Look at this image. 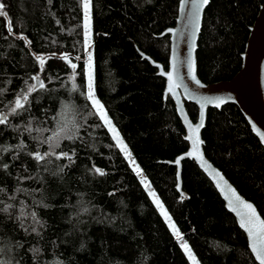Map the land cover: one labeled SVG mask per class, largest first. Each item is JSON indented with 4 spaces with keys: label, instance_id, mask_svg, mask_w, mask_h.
<instances>
[{
    "label": "trees",
    "instance_id": "16d2710c",
    "mask_svg": "<svg viewBox=\"0 0 264 264\" xmlns=\"http://www.w3.org/2000/svg\"><path fill=\"white\" fill-rule=\"evenodd\" d=\"M0 2L8 13V18L0 17V112H7L16 95L26 89L25 81L33 83L32 75L39 74L46 84V90L32 94L28 111L9 116V123L0 125V146L11 149L0 153V200L14 205L12 219L0 213V260L5 264H190L86 99L79 0ZM177 2L93 0L94 93L199 263L257 264L244 234L194 162L182 161L186 197L174 188L175 168L165 163L183 152L187 142L171 99L163 98V79L135 47L167 67L168 37L158 35L173 25ZM260 2L210 0L196 49L197 74L203 82L228 79L239 68V54ZM9 20L14 36L7 32ZM21 34L31 41V51L24 40L15 38ZM33 53L47 58L43 73ZM72 63L77 65L75 73ZM185 107L195 121V105L186 102ZM30 119L33 127L52 129L61 122L79 127L77 138L63 140L56 150L74 151V163L52 157L53 163L47 165L52 169L68 164L61 176L44 171L27 154L48 150L32 138L37 133L23 131ZM201 136L206 157L264 219V147L237 107L209 108ZM21 141L26 146L22 152L12 147ZM29 176L34 179H23ZM21 207L36 212L44 225L37 226L39 235L30 228L26 233L14 219ZM23 223L28 226L32 220ZM32 248L40 249L39 254L34 256Z\"/></svg>",
    "mask_w": 264,
    "mask_h": 264
},
{
    "label": "water",
    "instance_id": "95a60500",
    "mask_svg": "<svg viewBox=\"0 0 264 264\" xmlns=\"http://www.w3.org/2000/svg\"><path fill=\"white\" fill-rule=\"evenodd\" d=\"M205 8L200 13L199 31H195L194 20L189 17V11H194L191 9L190 0H185L183 6L182 0H178L173 25L164 28L158 35V37H168L169 47L166 68L137 47H135V49L141 59L146 60L150 66L155 68V74L163 79V98L169 97L171 99L175 113L184 131L183 139L187 142V148L183 152L177 154L171 161H165L166 164L175 168V190L181 197H186V193L182 190L181 185L182 161H193L197 168L211 182L223 202L224 208L232 215L237 227L244 234L248 251L255 261V257L249 247V237L244 229L240 227L241 218L244 217L249 210L234 200L232 204L234 210H229V200L226 198H230L231 193L227 190L228 187L234 189L242 200L251 203L258 214L259 212L254 203L244 198L222 171L206 157L203 150L204 141L201 133L206 123L207 110L209 108L220 109L224 105L232 104L237 107L248 124L251 133L257 138L260 145L264 147V143L259 139V134L264 133V0H261L258 4L254 18L248 26L243 49L239 54V68L230 78L209 83L203 82L198 77L196 63L197 42ZM190 50L195 60L196 78L203 87L188 76L186 66H181V60L187 57ZM173 63H176L178 66L176 70L172 68ZM169 71L173 72L174 87L171 92L168 90L169 81L166 75ZM161 73H165V75H161ZM176 84H178L179 87H175ZM217 97L224 100V103L219 107L214 104L205 103V98L215 99ZM186 102L192 103L196 107L197 116L195 121L190 118L187 112L185 107ZM202 104L203 116H201ZM201 120H203V126L199 128L198 133L190 131L188 125L190 124L195 127ZM189 135H191L193 139L198 137L201 141V143L198 144L197 151L194 152L192 157L187 155L189 151L193 150L191 140L186 139ZM181 157H183V159H180ZM198 157H202V160ZM178 159H180L179 164L176 163ZM217 172L219 176L215 175ZM220 177H223V179L221 180ZM218 184L219 187L217 186ZM259 216L261 217L260 214Z\"/></svg>",
    "mask_w": 264,
    "mask_h": 264
},
{
    "label": "snow or ice",
    "instance_id": "6c2138e0",
    "mask_svg": "<svg viewBox=\"0 0 264 264\" xmlns=\"http://www.w3.org/2000/svg\"><path fill=\"white\" fill-rule=\"evenodd\" d=\"M51 0H49V3ZM80 6L84 13L83 18V36H84V48L87 50L90 45L88 43L89 39V33H90V25H91V11L93 7V0H79ZM185 0H182V6L184 4ZM191 2V9L194 11H189V17L193 18L194 20V29L195 31H199V19H200V13L202 10L210 4V0H190ZM6 5L3 2H0V17L8 18V13L5 11ZM7 32L9 36H14L15 33L13 32V25L11 20H9L7 25ZM16 39H22L25 42V46L29 47L31 41H29L24 35H19L15 37ZM52 56H55V53L52 54ZM33 57L35 62L39 66V70L41 73L45 71V64L47 58L33 53ZM61 59L68 60L67 55H62L60 57ZM77 60L80 59L79 56L76 57ZM91 61H92V55L89 53L88 55V63H86L84 68V75L87 80V92H86V99L91 104L92 109L95 110V115L99 117V119L105 124V126H108V130L110 133H113V140L116 141V146L120 148L122 152L127 151V146L123 145L122 140L119 138V133L116 131V128L111 125V121L108 119L107 115L104 113V106L101 104V102L95 98L94 93V84H93V75L90 71L91 69ZM71 68L73 69V73H75V69L77 65L75 63H72ZM181 66L187 67V74L188 76L194 80L198 85H200L199 80L196 78L195 75V60L192 56V51L190 50L187 54V57L181 60ZM177 64L173 63L172 68L173 70L177 69ZM161 75H165V73H161ZM167 78L169 81L168 84V90L169 92L172 91L174 84H173V72L169 71L167 74ZM75 76L73 75L70 77L71 80H74ZM30 79L33 81V83L29 84L27 81H25L26 89L22 92L18 93L16 95V98L12 102L11 106L8 108L7 112H0V125H6L9 123V116H20L22 112L28 111V106L30 104V97H32V94L34 92H38L40 90H46V84L43 79H41V76L39 74L32 75ZM51 82V77H49V83ZM203 87V85H200ZM175 87H179L178 84L175 85ZM77 88V85L75 83L72 84V91H75ZM205 103L214 104L215 106L219 107L221 104L224 103V100L217 97L215 99H207L205 98ZM91 114V113H89ZM201 116H203V104L201 105ZM203 126V120L199 124H197L195 127L192 125H188L190 131L197 132L199 131V128ZM19 128V126H17ZM23 131L27 132L29 135L32 133H37V136H33L32 138L37 141L38 144H46L48 146V150L41 152L39 150H36L35 152H29L27 153L32 157L33 160L36 161L38 165H41L44 168V171L50 172L53 176H61L64 174L65 169L69 167L68 164L65 165H58L55 168H48L47 165H51L53 163L52 157L55 158V160H62L67 159L70 163H74L73 156L75 155L74 151L70 154L67 151H60L57 152L56 150L60 148L61 142L63 140H69L74 141L77 138V133L79 131V127H73L69 126L66 122H61L58 124L56 128L48 129V128H40V127H33V120L30 119L26 125L23 127ZM45 132H50V135H43ZM186 139L191 140L192 142V151H189L187 155L189 157H192L194 152L198 149V144L201 143L199 138L193 139L191 135L187 136ZM259 139L262 143H264V133L259 134ZM123 145V146H122ZM13 148L19 150L20 152L24 151L25 144L23 141H21L19 144L12 146ZM11 149L9 147L0 146V153H5L10 151ZM130 155V153H128ZM202 160V157H198ZM180 159H183L181 157ZM180 159L176 161L177 164L180 163ZM134 163V161H133ZM3 169H8V164L2 165ZM92 171L99 175H104L103 170L99 168H93ZM134 171L137 172V175H140V170L138 168H135ZM216 176H219V173H215ZM23 179H34V177L29 176L25 177ZM222 180L223 177H220ZM141 183L144 184L147 187L146 181L141 180ZM219 187V184L217 185ZM231 193L230 198H226L229 200V210H234L232 207L233 200L238 202V204L242 205L244 208L248 209V213L241 218L240 221V227L244 229V231L247 233L250 244L249 247L251 249V252L253 256L255 257V261L257 264H264V219H262L259 214L257 213L256 209L251 203H248L240 198L239 195L235 192L234 189L231 187H228L227 189ZM3 189L0 188V192H2ZM17 191H20V189H17ZM33 191H39V189H34ZM150 196L155 197L154 192L149 193ZM10 200H15L14 196L9 197ZM153 202L156 204L158 208L162 209V205L159 203L157 199H154ZM41 204H43V201H40ZM21 204H23V201H21ZM0 213L7 214L9 219L13 218V214L11 210L14 208V205L12 203H4V201L0 200ZM44 207H48V205L43 204ZM87 209H85L86 211ZM161 215H163L167 220H170L171 218L167 215L166 212L162 211ZM239 215V213H238ZM31 218L32 224L25 226L23 223L28 218ZM15 220L20 221V227L24 229V231L27 233L29 232V228L31 229V232L39 233L37 232V226L43 227L44 225L42 222L37 218V214L35 211H32L30 213L25 212L24 208L21 207L19 209V214L14 217ZM169 228L173 230V234L177 236L178 239H182L180 237L178 230L175 229L174 224H169ZM18 246L22 247V245ZM180 247L184 250L185 254L188 256L189 260L192 262V264H196V258L194 255H192L191 249L189 248L188 244L186 242H182L180 244ZM3 249H0V252H2ZM30 251L35 255H38L40 252V249L38 248H32ZM0 264H5V261L0 260ZM35 264V262H34ZM57 264H63V262H57Z\"/></svg>",
    "mask_w": 264,
    "mask_h": 264
},
{
    "label": "rangeland",
    "instance_id": "374dc122",
    "mask_svg": "<svg viewBox=\"0 0 264 264\" xmlns=\"http://www.w3.org/2000/svg\"><path fill=\"white\" fill-rule=\"evenodd\" d=\"M83 18H84V13H83V10H82V23H83ZM83 41H84V36H83ZM88 43H89L90 47H89L87 50H85V48L83 49L84 68H85L86 63H88V55H89V53H91V55H92L91 65H92V66H91L90 71H91V73H92V75H93L92 25H90V33H89ZM38 55H39V54H38ZM44 57H45V56H44ZM65 61H68V60H65ZM93 84H94V83H93ZM86 92H87V80H86V77H85V96H86ZM95 98H96V96H95ZM96 99H97V98H96ZM104 113L106 114L105 110H104ZM106 115H107V114H106ZM107 117H108V119L111 121V119L109 118L108 115H107ZM103 124H104V123H103ZM111 125L114 126V124L112 123V121H111ZM104 126H105V124H104ZM105 127H106L107 131L109 132V130H108V126H105ZM114 127H115V126H114ZM115 128H116V127H115ZM116 131H117V129H116ZM117 132H118V131H117ZM118 133H119V132H118ZM109 134H110V136H111V138H112V137H113V133H110V132H109ZM119 138H120V140H122L123 145H126V146H127V144L125 143V141L122 139L120 133H119ZM112 140H113V138H112ZM113 142H114L115 145H116V141L113 140ZM123 145H122V146H123ZM117 148L120 150L119 147H117ZM120 152L122 153L123 157L125 158V160L127 161L128 165H129L130 169L132 170V172L135 174V176H136L137 179L139 180L141 186L143 187V189H144L145 192L147 193L148 197H149L150 200L152 201V203H153L154 207L156 208L157 212L160 214V216H161V218L163 219L164 223L166 224L167 228L169 229V231L171 232V234L174 236L175 240L177 241V243H178V245H179V247H180V244H181L182 242H186V241L183 239V236H182L181 232L178 230V228H177L176 225L174 224L172 218L170 217V215H169L167 209L165 208V206H164V204L162 203L161 199H160L159 196L157 195L156 191L154 190V188L152 187V185L149 183V181H148L146 175L144 174V172L142 171V169L139 167V165H138L137 162L135 161V159H134V157H133V155H132L130 149H129L128 146H127V151H126V152H122L121 150H120ZM128 153H130V155H128ZM133 161H134V163H133ZM135 168H138V169L140 170V175H137V172L134 171ZM142 179L146 181L147 187H146L144 184L141 183V180H142ZM150 192H154V193H155V197L150 196V195H149ZM154 199H157V200L159 201V203L163 206L162 209H161V208H158V207L156 206V204L153 202ZM162 211L166 212L167 215H168L171 219L166 221L165 217H164L163 215H161V212H162ZM170 223L175 225V229L178 230L179 235H180V237H182V239H178L177 236L173 234V230L169 228V224H170ZM188 246H189V245H188ZM180 248H181V247H180ZM189 248H190V246H189ZM190 249H191V248H190ZM181 250H182L183 254L185 255V257L187 258L188 262H189L190 264H192V262L189 260L188 256L185 254L184 250H183L182 248H181ZM191 252H192V255L195 256V254L193 253L192 250H191ZM195 258H196V256H195ZM196 264H200L199 261L197 260V258H196Z\"/></svg>",
    "mask_w": 264,
    "mask_h": 264
}]
</instances>
